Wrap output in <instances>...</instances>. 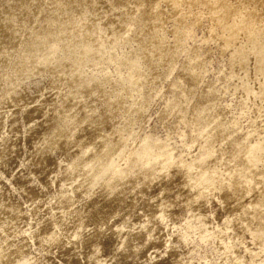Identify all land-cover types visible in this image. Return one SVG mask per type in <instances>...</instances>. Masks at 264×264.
<instances>
[{
    "label": "clouds",
    "instance_id": "1",
    "mask_svg": "<svg viewBox=\"0 0 264 264\" xmlns=\"http://www.w3.org/2000/svg\"><path fill=\"white\" fill-rule=\"evenodd\" d=\"M0 264H264V0H0Z\"/></svg>",
    "mask_w": 264,
    "mask_h": 264
}]
</instances>
